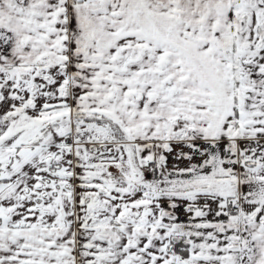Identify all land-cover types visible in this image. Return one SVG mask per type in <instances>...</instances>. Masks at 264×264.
Instances as JSON below:
<instances>
[{
	"label": "snow or ice",
	"instance_id": "snow-or-ice-1",
	"mask_svg": "<svg viewBox=\"0 0 264 264\" xmlns=\"http://www.w3.org/2000/svg\"><path fill=\"white\" fill-rule=\"evenodd\" d=\"M0 264H264V0H0Z\"/></svg>",
	"mask_w": 264,
	"mask_h": 264
}]
</instances>
